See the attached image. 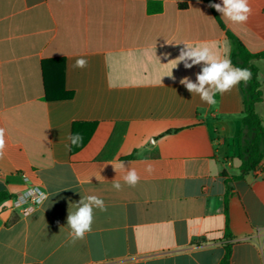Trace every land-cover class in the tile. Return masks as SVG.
I'll use <instances>...</instances> for the list:
<instances>
[{
    "label": "crops",
    "instance_id": "1",
    "mask_svg": "<svg viewBox=\"0 0 264 264\" xmlns=\"http://www.w3.org/2000/svg\"><path fill=\"white\" fill-rule=\"evenodd\" d=\"M213 3L0 0V264H220L226 245L231 264H264V174L233 179L244 83L210 106L179 83L202 65L171 61L187 44L241 67L234 37L264 51V0H249L245 24ZM251 64L264 118V59ZM70 133L83 140L68 150ZM120 161L140 175L135 187L110 164ZM30 184L48 198L27 216L9 211ZM88 195L107 211L71 243L68 212Z\"/></svg>",
    "mask_w": 264,
    "mask_h": 264
},
{
    "label": "clouds",
    "instance_id": "2",
    "mask_svg": "<svg viewBox=\"0 0 264 264\" xmlns=\"http://www.w3.org/2000/svg\"><path fill=\"white\" fill-rule=\"evenodd\" d=\"M209 6L219 12L221 17L236 24L247 23L252 14L249 0H221V3H213ZM184 45L185 47L180 49L179 55L171 60L176 62L174 68L181 62L186 69H191L196 65L202 66L195 75V81L185 76L180 79L179 83L192 95H198L202 102L210 106L217 102L215 99L217 94L223 95L230 92L241 82L247 84L252 77L249 68L233 65L230 55L221 58L214 55L207 47H189L187 44ZM168 55L170 54H165L166 57ZM87 64V60L81 58L76 60L74 67L85 68ZM171 76L172 72L169 77ZM5 135V129L0 128V160L6 154ZM67 139L70 143L66 144L65 147L71 150L72 146H78L82 142L83 137L80 133H70ZM110 164L113 165L116 172L122 171L125 173L122 179L128 186L135 187L139 183L141 177L135 168L126 167L122 161ZM151 170V166H149L147 171L151 172ZM95 177L99 182L104 179L100 174ZM113 188L119 191L122 185L119 181H114ZM31 191L36 193L35 199L37 203H43L48 198L47 193L40 191L39 187H34ZM71 206H74L75 210L68 212L67 226L70 229L68 233L70 242L75 243L77 240H83L86 234L92 231L94 209L104 212L107 211V207L104 200L96 195L82 196L78 203Z\"/></svg>",
    "mask_w": 264,
    "mask_h": 264
},
{
    "label": "trees",
    "instance_id": "3",
    "mask_svg": "<svg viewBox=\"0 0 264 264\" xmlns=\"http://www.w3.org/2000/svg\"><path fill=\"white\" fill-rule=\"evenodd\" d=\"M236 45L234 62L243 68H249L252 77L247 84H243L244 111L242 114V129L238 136L239 155L241 161L240 173L233 179H241L246 174L251 173L264 158V118L258 113L256 106L262 100L261 83L258 69L251 64L254 59H264V51L258 54H251L246 47L237 39L233 38ZM94 126V125H93ZM227 183H229L227 181ZM230 194L229 186L226 199ZM6 199L4 194H0V202ZM227 236L229 231L227 230ZM226 253L220 264H231L232 248L225 247Z\"/></svg>",
    "mask_w": 264,
    "mask_h": 264
},
{
    "label": "built area",
    "instance_id": "4",
    "mask_svg": "<svg viewBox=\"0 0 264 264\" xmlns=\"http://www.w3.org/2000/svg\"><path fill=\"white\" fill-rule=\"evenodd\" d=\"M252 172L257 176H262L264 174V165L259 164ZM21 177L26 182L29 181V177L25 173H22ZM34 187H39L40 191L45 192L39 184H30L25 191L9 200L10 203L7 206V209L11 212L19 211L22 216H27L39 208L43 203L36 202V193L31 191Z\"/></svg>",
    "mask_w": 264,
    "mask_h": 264
}]
</instances>
